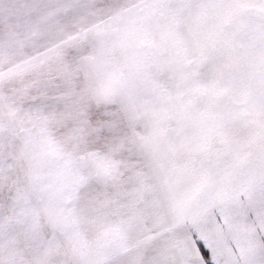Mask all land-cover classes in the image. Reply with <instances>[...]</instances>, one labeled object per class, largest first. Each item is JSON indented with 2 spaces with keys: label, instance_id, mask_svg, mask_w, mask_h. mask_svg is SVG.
<instances>
[{
  "label": "snow or ice",
  "instance_id": "snow-or-ice-1",
  "mask_svg": "<svg viewBox=\"0 0 264 264\" xmlns=\"http://www.w3.org/2000/svg\"><path fill=\"white\" fill-rule=\"evenodd\" d=\"M0 264H264V0H0Z\"/></svg>",
  "mask_w": 264,
  "mask_h": 264
}]
</instances>
